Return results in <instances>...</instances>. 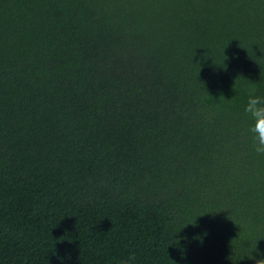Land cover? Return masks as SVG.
<instances>
[{"label":"trees","instance_id":"16d2710c","mask_svg":"<svg viewBox=\"0 0 264 264\" xmlns=\"http://www.w3.org/2000/svg\"><path fill=\"white\" fill-rule=\"evenodd\" d=\"M251 87L264 0H0V264L264 259Z\"/></svg>","mask_w":264,"mask_h":264},{"label":"clouds","instance_id":"9594fccd","mask_svg":"<svg viewBox=\"0 0 264 264\" xmlns=\"http://www.w3.org/2000/svg\"><path fill=\"white\" fill-rule=\"evenodd\" d=\"M247 96L244 111L253 121L247 132L252 135L255 142L254 151L264 155V96L257 95L256 87L249 88ZM135 259V254H130L126 260L121 261V264H132ZM256 264H264V259L256 260Z\"/></svg>","mask_w":264,"mask_h":264}]
</instances>
